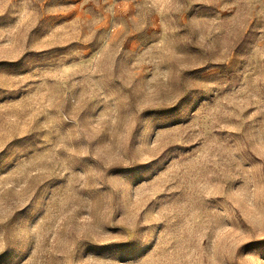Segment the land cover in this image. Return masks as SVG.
<instances>
[{"label":"rangeland","instance_id":"374dc122","mask_svg":"<svg viewBox=\"0 0 264 264\" xmlns=\"http://www.w3.org/2000/svg\"><path fill=\"white\" fill-rule=\"evenodd\" d=\"M0 264H264V0H0Z\"/></svg>","mask_w":264,"mask_h":264}]
</instances>
